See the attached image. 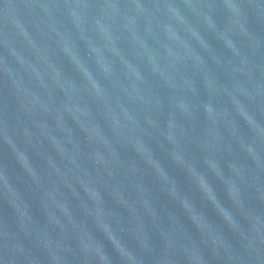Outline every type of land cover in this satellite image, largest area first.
Returning <instances> with one entry per match:
<instances>
[{
	"label": "water",
	"instance_id": "water-1",
	"mask_svg": "<svg viewBox=\"0 0 264 264\" xmlns=\"http://www.w3.org/2000/svg\"><path fill=\"white\" fill-rule=\"evenodd\" d=\"M0 264H264V0H0Z\"/></svg>",
	"mask_w": 264,
	"mask_h": 264
}]
</instances>
